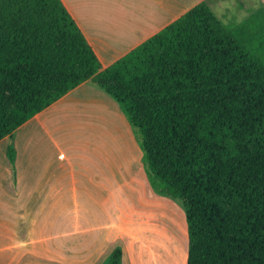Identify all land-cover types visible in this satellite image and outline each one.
<instances>
[{
  "label": "trees",
  "instance_id": "1",
  "mask_svg": "<svg viewBox=\"0 0 264 264\" xmlns=\"http://www.w3.org/2000/svg\"><path fill=\"white\" fill-rule=\"evenodd\" d=\"M254 18L228 28L201 2L101 70L61 0H0V141L91 80L134 132L149 192L182 201L186 264H264V34L262 53L237 36ZM5 157L14 177L13 145Z\"/></svg>",
  "mask_w": 264,
  "mask_h": 264
},
{
  "label": "crops",
  "instance_id": "2",
  "mask_svg": "<svg viewBox=\"0 0 264 264\" xmlns=\"http://www.w3.org/2000/svg\"><path fill=\"white\" fill-rule=\"evenodd\" d=\"M207 1L61 0L98 58L101 70L194 6ZM237 1L240 11L236 13H244L241 15L244 20L255 10L264 8V0ZM112 104L88 80L0 141V264H101L115 246L122 248L123 264H127L124 246L116 242L118 231L114 225L113 206L111 212H106L109 216L103 225H92L79 217L70 228L65 227L58 233H54L55 222L51 220L53 211L44 215L47 219L44 222L42 214L38 213L42 202L66 201V193L77 182L73 173L76 166L82 177L80 187L90 196L88 200L99 203L121 200L124 205L126 198L120 193L118 180L120 169L127 170L130 164L132 152L128 147H121L125 150L121 158L116 150L113 160L91 153L100 150L101 154L114 155L112 146L105 145V150L100 143L98 147L86 148L91 154L87 156L99 162L97 169L89 170L79 163L81 148L70 147L63 137L65 122L91 120L101 125L102 120H110L112 126L114 123L118 142L123 133L117 125L121 124L124 131L128 127L123 125L118 107L113 108ZM94 131L100 136L105 132ZM55 134L61 135L62 140L56 141ZM9 145H13L16 152L14 177L5 157ZM104 150L108 151L104 153ZM55 205L50 208L55 209Z\"/></svg>",
  "mask_w": 264,
  "mask_h": 264
},
{
  "label": "rangeland",
  "instance_id": "3",
  "mask_svg": "<svg viewBox=\"0 0 264 264\" xmlns=\"http://www.w3.org/2000/svg\"><path fill=\"white\" fill-rule=\"evenodd\" d=\"M206 3L225 27L238 26L246 21L244 16H241L244 13H236L240 11L238 6L240 2L237 0H208ZM263 25L264 19L254 18L249 21L245 29L236 31L239 40L245 39L244 42L247 46L258 53L263 52L260 45L264 34ZM243 32L245 34L242 36ZM96 89L104 94L99 88L96 87ZM106 97L112 101L113 108L118 107L116 102L107 95ZM117 110L124 121L123 125L128 127L124 131L121 128V124L117 125L123 133V137L119 138L118 142H116L114 123L112 126V121L110 122L108 119V122L102 120L101 125H97L99 123L91 122V120L65 122V136L63 137L68 141L70 147L81 148L79 163L89 170L97 169L96 164L99 162L87 156V154H90V150L86 151V148L98 147L97 145L100 143H102V147L105 150V145L108 148L112 146L114 155H111L110 152L101 154L100 150H95L91 153L94 156L95 154L98 157L102 155L103 158H109V160L112 158L113 160L116 150L121 158L122 154H125V150L121 147H128L132 152L130 164L127 170L120 169L118 180L120 193L124 194L126 198L124 205H122L121 200L117 203H111L112 201L99 203L88 200L90 196L88 194L85 195L80 187L82 177L79 175V168L76 166L73 169V173L77 182L72 186L70 192L66 193V201L55 203L46 201L42 202L40 207L38 205V213L42 214L41 220L43 218L42 222L46 221L47 219H45L44 215L53 211L51 220L55 222L54 233H58L60 230L64 231L65 227L70 228L74 220L79 217L80 220L83 219L92 225L98 224L100 226L107 220L109 215L106 212H111L113 206L114 225L116 231H118L116 242L119 241L124 246L127 264H186L188 240L182 201L171 197H160L149 192L142 161L143 156L136 144L134 132H132L119 107ZM94 130H104L105 132L104 134L101 133L100 136V133L97 135ZM107 130L111 131L112 134H109ZM91 134L93 135L92 137ZM60 136L55 134V140L61 141L63 137L59 138ZM96 136H98L97 139ZM105 150L104 153L108 151ZM96 195L98 196V193ZM105 196L107 197V195ZM47 203L49 204L47 205ZM54 204H56L54 206L55 209L50 208ZM107 205L111 206V208H107ZM43 208H45V211ZM102 208H104L103 213ZM71 235L72 233L69 234V236ZM101 264H108V259Z\"/></svg>",
  "mask_w": 264,
  "mask_h": 264
}]
</instances>
